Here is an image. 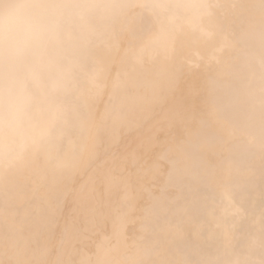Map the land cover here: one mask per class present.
<instances>
[{
  "label": "bare ground",
  "instance_id": "bare-ground-1",
  "mask_svg": "<svg viewBox=\"0 0 264 264\" xmlns=\"http://www.w3.org/2000/svg\"><path fill=\"white\" fill-rule=\"evenodd\" d=\"M211 4L142 65L119 63L159 36L136 39L141 16L112 52L101 47L109 87L88 101L95 131L77 167L36 148L0 170V264H98L109 249L139 264H199L264 227V0ZM75 139L69 130L58 154Z\"/></svg>",
  "mask_w": 264,
  "mask_h": 264
},
{
  "label": "clouds",
  "instance_id": "clouds-1",
  "mask_svg": "<svg viewBox=\"0 0 264 264\" xmlns=\"http://www.w3.org/2000/svg\"><path fill=\"white\" fill-rule=\"evenodd\" d=\"M211 7V0H0V170L36 148L51 150L58 169L77 167L94 137L88 101L109 87L110 60L98 56L101 47L112 52L129 16H141L146 25L136 39L153 28L159 36L139 50L130 45L119 63L142 65L145 55H167L172 39L202 25ZM69 130L76 139L59 155ZM98 264L139 262L109 249ZM199 264H264V227L230 237Z\"/></svg>",
  "mask_w": 264,
  "mask_h": 264
}]
</instances>
